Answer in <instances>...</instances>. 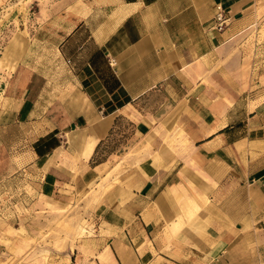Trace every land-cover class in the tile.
<instances>
[{
  "label": "crops",
  "instance_id": "0c3cea01",
  "mask_svg": "<svg viewBox=\"0 0 264 264\" xmlns=\"http://www.w3.org/2000/svg\"><path fill=\"white\" fill-rule=\"evenodd\" d=\"M263 7L119 0L126 16L112 32L75 42L67 61L76 83L47 107V131L30 152L40 196L59 205L95 181L114 157L95 161L119 118L133 128L132 156L80 264H264V99L249 108L212 70L216 52ZM73 36L60 42L65 52ZM35 94L26 90L20 121Z\"/></svg>",
  "mask_w": 264,
  "mask_h": 264
},
{
  "label": "rangeland",
  "instance_id": "374dc122",
  "mask_svg": "<svg viewBox=\"0 0 264 264\" xmlns=\"http://www.w3.org/2000/svg\"><path fill=\"white\" fill-rule=\"evenodd\" d=\"M119 0H0V264H80L90 252L100 205L114 184L132 145L133 128L119 118L96 162L109 160L103 173L66 202L40 196L41 176L31 148L47 131L41 122L48 106L76 83L70 78L74 45L112 32L126 16ZM74 34L65 52L62 40ZM76 42V43H75ZM60 44V45H59ZM66 55V57L64 56ZM212 68L231 83L235 96L252 108L264 99V7L256 10L226 46ZM30 88L36 94L30 114L17 112ZM242 112L241 103L235 110Z\"/></svg>",
  "mask_w": 264,
  "mask_h": 264
},
{
  "label": "built area",
  "instance_id": "2783aa9c",
  "mask_svg": "<svg viewBox=\"0 0 264 264\" xmlns=\"http://www.w3.org/2000/svg\"><path fill=\"white\" fill-rule=\"evenodd\" d=\"M214 22L216 25L215 27L219 30H221L222 28L227 26V24H226L227 19L225 18L223 11L219 7L217 8V12H216V15L214 18Z\"/></svg>",
  "mask_w": 264,
  "mask_h": 264
}]
</instances>
